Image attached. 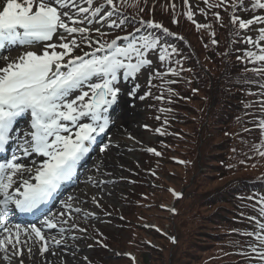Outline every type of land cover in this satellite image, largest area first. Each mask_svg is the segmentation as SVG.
<instances>
[{"label": "snow or ice", "instance_id": "1", "mask_svg": "<svg viewBox=\"0 0 264 264\" xmlns=\"http://www.w3.org/2000/svg\"><path fill=\"white\" fill-rule=\"evenodd\" d=\"M84 3L88 7L82 6L80 0H5L0 7V60L5 61V66L0 67V153L5 152L10 143H15L18 149V153H13L11 159L0 163V231L7 233L4 239H0V252L8 253V246H11V255L15 257L23 255L18 246L22 243L27 246L29 241L43 242L40 246L41 255L48 251L43 229H53L57 225L46 217L41 221L42 227L36 224L22 227L16 224L10 228V214L13 211L22 214L40 211L64 184L74 179L78 166L89 155L92 146L108 132L113 123L110 110L119 103L122 95L144 100L151 94L153 79H163L168 74L179 75L177 68L171 66L164 73L155 69L151 56H156L161 64L168 62L171 65L172 56L178 57L180 52L169 44L167 37L181 40L183 37L177 36L161 23L145 20L142 16L138 21L136 17H125L115 0H104L110 7L106 12L103 5L93 8L94 0H84ZM144 3L147 5V0ZM204 3L210 8L225 6V0L213 4L204 0ZM184 4L188 6L184 15L192 21L193 12L189 0H184ZM231 6L236 5L233 3ZM172 8L175 9L174 4ZM252 8L264 10V2L253 0ZM139 11L144 12V8L141 7ZM117 13H120L119 22L112 19ZM213 15L220 20L219 13ZM97 18L110 21L107 24L109 28L121 31H126L127 24L133 21L136 23L132 25V32L122 37L116 36L111 42H101L99 39L93 40L90 27L85 25V22L90 25ZM172 23L176 24L177 20L173 18ZM231 23L238 25L239 29H248L256 23L264 24V16L244 20L233 14ZM202 27L207 26L196 24L198 30ZM95 31L100 37L106 35L99 28ZM142 31L145 34H140ZM77 35L80 37L79 42ZM53 37L58 42H52ZM261 41H264V28L258 30L257 39H245L246 43L258 51H246L244 57H237L240 60L246 59L248 63L259 64L258 67L245 69L256 76H264V45ZM212 43L216 44L217 41L213 39ZM82 44H86L92 51L73 55L76 49L82 50ZM33 47L41 50H24L11 59L5 54L13 49ZM175 63L180 71H191L184 69L179 59ZM145 69L148 70L149 91L137 97L140 84L136 78ZM176 82L167 81L170 84ZM122 84L129 85L127 92L121 87ZM259 87L264 90V83H259ZM248 94L257 95L252 92ZM258 95L261 98L254 103H258L261 111H264V91ZM156 99H162V96ZM251 106L252 103L245 105ZM26 115L30 116L28 127L17 132V120ZM83 120L87 122L82 123ZM256 127L264 137V119ZM244 130L250 131L247 128ZM254 148L264 157V150H261L264 148V139L259 148L255 145ZM106 149L107 145L100 151ZM148 151L160 155L155 149L149 148ZM34 154L43 157V162L37 165L33 161L31 168L20 162ZM25 173L28 178H24ZM16 177L19 179H14ZM248 199L255 201L253 208L264 217V197ZM93 200L95 202V197ZM246 218L255 222V230L239 234L252 237L255 242L248 243L247 250L240 255L249 261L259 260L260 264H264V222L255 216ZM60 232L63 233L64 229L61 228ZM22 234L24 241H21ZM53 240L59 247L61 241L54 237ZM27 251L31 257L32 248L28 247ZM4 259L10 257L5 255ZM19 264H23V260Z\"/></svg>", "mask_w": 264, "mask_h": 264}, {"label": "rangeland", "instance_id": "2", "mask_svg": "<svg viewBox=\"0 0 264 264\" xmlns=\"http://www.w3.org/2000/svg\"><path fill=\"white\" fill-rule=\"evenodd\" d=\"M98 1H94L93 8ZM189 2L192 3L195 1L189 0ZM80 3L82 6L88 7V5L84 3V0H80ZM243 7L244 8L240 9V11L236 10L237 13H242V15L237 17H242L241 19L244 20L252 19L254 17L253 15L256 14V9L253 10L251 4H246ZM104 9H106V7H104ZM194 13L197 15V11L194 10ZM101 15L103 16L104 13H101ZM258 15L259 14L255 16ZM195 20L198 21V23L203 22L198 18ZM109 22L110 21H100V19L97 18L93 20L90 25L86 24V26L90 27L91 33H97L95 30L99 28L101 32L113 34L115 28H109L107 26ZM260 28H264V24H253L248 29H244L242 35L245 39L247 37L257 39L258 30ZM220 29L219 26L214 25L209 29L202 27L198 30L196 28L197 33H192L193 35L191 38H194L196 34L199 33L200 35L206 36L207 43L212 42L213 39L218 41L222 35V33L218 31ZM212 33L215 35L213 36ZM76 38L79 42L80 37L77 35ZM69 39H71V37H69ZM93 40L96 39L93 38ZM99 40L101 41L100 38ZM238 42L243 41L240 40ZM124 43L126 44L127 42ZM262 43L264 44V41ZM84 45L86 44H82V46ZM34 48H36L37 52L41 50L39 47ZM88 49L90 50V48H87L86 50ZM79 50L80 49H76L73 52V55ZM236 51H238L237 55L244 56L243 53L246 51L258 50L253 45L245 43L244 45L237 47ZM208 55L210 58L213 56L212 49L208 51ZM151 58L153 60V67L157 69L160 64L159 60L154 55L151 56ZM210 65H212L211 62H209L207 66ZM248 65L250 66V63H248ZM136 79L140 84V89L136 94L138 97L145 92H148L146 89L148 70H142ZM185 93L188 94L189 90H186ZM130 100L132 109L138 114V127L135 132L136 141L128 140L132 151L127 153V163L125 167L119 170L118 175L114 179V183H111L113 187H111L110 194L105 191L96 193L94 187H90L88 183H84V185H81L82 188L80 187L78 189V193L85 194L86 188L91 189L93 193L89 198L91 199L93 206H83L81 208V210L84 211V215L82 214V216L77 219V223L72 221V216L76 213L72 214L66 212L68 213L67 217L70 218L69 220L71 223L69 228H74L77 231H80V229H87L91 234L87 231H80L84 238L82 240H77L73 237L76 232L68 233L64 238L59 237L61 241L63 240L64 245L68 246V249L60 248L57 254L48 259L45 258V255H42L41 258L31 255L33 258V260L30 261L31 264H89V261L91 260L93 262L99 261L98 254L101 252L94 250L96 246L91 236L92 234L95 237L102 238L104 241L106 240L103 236L107 237V235L110 234L109 239H112V245L110 244L112 250L110 254L101 253V256H105V258L101 260L102 262H105L104 264H130L128 261L121 260L119 258L121 256H119L117 252H121L120 254L127 251L132 252L133 247L136 246L134 244L136 243L140 245L139 247L144 248L147 251L146 253L144 252L145 250H142L141 252L140 249L136 248L139 251L138 258L142 264H171L170 261L172 260V254V264H178L176 258L182 259L179 264L224 263L218 259L223 255L221 253V250H223L222 245L227 239L222 236V234L226 233V226H229L224 222H228L229 219L226 220V218H228L226 213H222V217L224 218L220 219L214 217V220H207V217H209L208 215L211 213L217 212L222 206L231 210L232 208H229V204L224 203V199L220 196V191H223L228 183L237 179L258 177V172L260 171V168L264 167V164H259V162L255 160L251 162L252 157L250 156L245 157V160L240 158L239 144L237 141L230 145L231 143L225 138L226 134L222 131L223 126H220L221 123L219 122L218 117L215 116L214 118H211L210 112L212 110L221 112L223 111L221 110V107L223 106L209 105L207 113L204 114L203 120L201 118H196L186 121L188 127L184 128V130L186 131L187 138L179 144H174V147L172 148L175 153L169 152V155L178 157L185 165L180 166L172 163L165 164L162 181L165 184V188L164 190L153 191L155 199H152L157 203L156 206L152 209L139 207L138 210H135L130 215L131 217H128L136 218L139 222L131 225L130 229L120 231L118 227L114 226V221H117L118 223L123 222L122 216H124V213L125 215L126 213L128 214L129 209H126L127 206H125V196L132 195L136 189L135 187H142V185L137 184L139 181L142 183L148 182L152 185L153 182H155L148 173L143 172V164L147 160V156L143 158L141 150L146 146H154L156 143V138L150 134L151 132L146 130L147 125L150 123L149 110H147L146 105L147 99L140 100L137 98ZM204 105H206V102H204L201 96H198L193 101V104L189 106L191 114L197 113L195 109L201 110ZM186 109L189 110V108ZM200 112L202 113V110ZM262 119H264V115L262 116ZM129 133V130L123 132L120 131L121 135L118 136V139L122 136H124V138L127 137ZM221 150L224 151L221 152ZM218 154L225 155L223 159L225 161L224 167L220 164L221 162H215L218 160L216 158ZM225 157H227V162ZM256 166L257 168H255ZM140 168L142 169L141 171H139ZM98 178L103 181L101 176ZM103 182H105V180ZM169 189H172V194H170ZM181 190L185 193V199L175 204L173 212L171 206H173V203L176 201L174 193L181 192ZM215 196L220 197L212 200ZM93 197H95V202ZM141 201H143L142 198ZM75 208L77 210L76 205ZM102 209L104 211H102ZM221 211H218L217 213H220ZM139 215L143 216L142 220H145V222L138 219L137 216ZM145 228L148 229L146 230ZM155 228L166 235L176 234L179 240L178 244L173 246L168 240H165L163 236H158L152 232L156 231ZM149 244L153 245L156 250L161 252L154 251V249L149 250ZM21 245H23V243ZM21 245L19 247L23 253L25 252L24 255H29L27 249L26 251L23 249L28 246ZM9 251H11V247L9 248ZM187 251L192 252L188 254ZM36 252H39V250ZM5 255H8L10 259L13 260V264H19L20 260H23V264H29L27 260L22 258L23 255L15 257L9 252Z\"/></svg>", "mask_w": 264, "mask_h": 264}, {"label": "trees", "instance_id": "3", "mask_svg": "<svg viewBox=\"0 0 264 264\" xmlns=\"http://www.w3.org/2000/svg\"><path fill=\"white\" fill-rule=\"evenodd\" d=\"M140 12V11H139ZM147 12L144 9L145 13ZM227 15V14H226ZM157 16L159 19L167 18L169 19L168 13L164 12L163 9L159 10L157 12ZM230 25L227 23H224L225 29H228ZM171 28L176 30L177 32H181V34H188L189 37H191L193 34L192 28H187L182 23L180 24H173L171 22ZM225 36V35H224ZM171 39V38H170ZM233 40L230 38V42ZM191 46H193L195 50V54L197 57H195L187 46L184 47V53L186 55L184 56L186 62H185V68L191 69V74L197 75L199 74L200 77L203 78L204 84L207 86L208 90L211 88V94L210 99L213 103V105H218V102H221L226 105L227 111L224 112L222 115L219 116V120L227 121L231 118V112H233V108L236 109L237 112L241 111L239 100L231 95L232 93H237L240 96L242 94L249 91L248 89V83L252 81H256L253 77L254 75L251 74V76L247 73H243L240 71L241 66L238 65V61H234L231 59L230 61L225 60L223 58V51H220V55L217 56L215 65L217 67L218 75H212L211 71H209L206 68V61L204 60V54L202 53L200 49V39H197V41L190 42ZM228 45L227 41L222 39L221 41V47L225 48ZM236 69H239V71H236ZM205 73H208L207 75ZM213 76V78H211ZM205 77V78H204ZM216 115V114H215ZM217 116V115H216ZM241 117L245 116V113L240 114ZM245 118H240V120ZM231 121H227L224 124V127H227V129L231 126ZM240 125L243 127V129L246 128L247 123L240 122ZM248 129V128H247ZM222 131H225L223 129ZM245 131V130H244ZM237 134L234 133L233 136ZM241 137L244 138L245 146L248 151L253 153L254 160L259 162V164H264V157L260 156L259 154H256V150L254 148V145L259 144L261 142L262 136L260 134V131H245ZM226 146V145H225ZM224 150H221L223 152ZM225 155H217V163L222 164L223 159ZM257 157V158H256ZM256 158V159H255ZM224 167L225 165L222 164ZM257 168V166L255 167ZM261 176L260 179H237L235 181H232L227 184L226 188L221 192L222 198L224 199V203L229 204V208H232L231 210L225 208L222 206V208H219L218 211H221L220 213H211L208 215L207 220H214V217H217L218 219L224 218L222 217V213L227 214V219H229L228 222H224L228 224L229 226H226V233L222 234L224 238H227L226 241H224V244L222 245L223 250L222 256L218 259L223 264H253L251 261L246 259L244 256L240 255L242 251L247 250V244L251 242L249 237L242 236L239 233L243 231H248L251 227H255L254 221H249L246 217H252L254 216L255 209L253 208V204L255 203L254 200L248 199V197H255L258 199V195H261L264 193V167L260 168V171L258 172ZM184 192V191H183ZM185 195V193H184ZM220 196H215L212 198V200L218 199ZM185 199V196L182 200ZM178 203V202H177ZM241 213H244L245 215H241ZM221 223V222H219ZM237 230V231H233ZM158 235V234H157ZM176 237V241L173 242L170 237H165V240H168L173 246L178 244V237L176 234L172 235ZM164 238V237H163ZM155 251V250H154ZM157 252H161L159 250H156ZM192 251H187L188 254H190ZM182 259H177L176 262L179 264ZM216 260V259H214ZM171 264L173 263V254H172V260L170 261ZM170 264V263H169Z\"/></svg>", "mask_w": 264, "mask_h": 264}, {"label": "bare ground", "instance_id": "4", "mask_svg": "<svg viewBox=\"0 0 264 264\" xmlns=\"http://www.w3.org/2000/svg\"><path fill=\"white\" fill-rule=\"evenodd\" d=\"M21 51L19 50H13L9 53V58H14L17 55L20 54ZM5 66V62L3 64H0V67ZM119 110L121 111V116L120 120L118 122L117 130L115 131V135H113V140L109 146V148L103 152L99 151L98 158L95 160V163L93 164L91 168V176L87 177L85 179V182L89 184L90 187H94L96 193H100L101 191H105L106 193L110 194L111 192V187L113 185L111 183H114V179L119 173V170L124 168L126 165L127 161V153L132 151V148L130 144L128 143V140H134L136 139L135 132L138 127L137 121H138V114L135 112L134 109H132L131 105V100L130 97H121L120 104H119ZM128 131L129 134L127 137L124 138L122 136L121 138L118 139V136H120V131ZM20 132V130H18ZM17 153V152H16ZM33 161L40 162L42 159H37L36 157H26L23 158L22 163H24L27 167H30L31 164H33ZM98 161V162H97ZM97 162V164H96ZM87 166V165H86ZM91 166V165H90ZM27 176V173L24 174ZM95 175V176H94ZM102 177V179H99L98 177ZM18 180V177L14 178ZM86 193H78L76 192L75 194L72 195V198L70 200H67V204L69 203L72 204V209L75 211V215L72 216V221L74 223H77V219L84 215V211L81 210L83 206L87 207H92L93 203L89 196L93 193L91 189H85ZM75 205L77 206V209L80 211H76ZM61 222L63 224L68 225L69 227L71 226L70 223V218L67 217V214H65L64 217H61ZM67 221V223H64V221ZM59 222V220H58ZM59 226V225H58ZM61 226V225H60ZM13 226H10L12 228ZM42 227V226H41ZM47 230L43 235L45 236L48 244H52L51 242H54L53 237L55 240H58V237H55L56 234L60 233V230L56 229L51 230L48 228H44ZM43 229V230H44ZM71 229V228H69ZM57 230V231H56ZM68 234L67 232L62 233L61 235L64 237ZM7 235V234H6ZM82 235H77L76 239L80 240L82 239ZM25 237L23 234L21 235V241H24ZM42 241H29L27 246L32 248V253L31 255H34L37 258H41L42 255H45V258H52L54 255L53 253L57 254L60 248L68 249V246L64 245V242H61L60 246L57 247L55 243H53L52 246H50V251L49 252H44L42 255L40 253V244H42ZM20 246V245H19ZM18 246V247H19ZM25 246V245H21ZM28 247H24L23 249L26 251ZM53 247V248H52ZM39 250V252H36ZM11 253V252H10ZM25 253V252H24ZM23 257L25 260H27L30 263L31 260H33L32 257L29 255H24ZM47 254V255H46ZM0 264H13V260L6 261L4 259V252H0ZM41 261V259H40ZM44 261V260H43ZM16 262V260H15Z\"/></svg>", "mask_w": 264, "mask_h": 264}]
</instances>
